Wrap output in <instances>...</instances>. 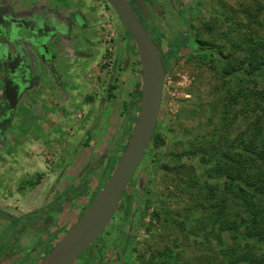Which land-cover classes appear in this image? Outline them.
Returning <instances> with one entry per match:
<instances>
[{
  "label": "rangeland",
  "instance_id": "374dc122",
  "mask_svg": "<svg viewBox=\"0 0 264 264\" xmlns=\"http://www.w3.org/2000/svg\"><path fill=\"white\" fill-rule=\"evenodd\" d=\"M190 2L196 5L189 24L183 10L167 4V15L145 22L154 39L161 30L164 51L168 40L178 47L177 37L188 36L186 50L172 61L166 81L158 128L164 145L155 155L150 153V145L116 214L75 264H147L166 247L180 251L181 262L198 264L218 257V253L222 256V245L230 242L227 236L213 232L206 238L198 237V228L187 232L178 223L165 228V214L161 223L152 221L154 202L159 198L157 206L166 205L171 220L191 205L189 198L177 191L176 171L164 168L171 164L169 155L184 151L183 140L219 125L221 107L214 121L208 122L210 105L217 101L215 93L219 89L215 68L209 62L201 64V59L208 56L220 66L223 59L209 55V51L203 55L200 40L225 44L229 49L232 43H243L249 26L248 11L254 9L257 0ZM16 19L20 26L39 25L47 32L41 37L49 58L31 42L0 39V61L7 62L13 75L23 64L25 78V91L19 94L10 122L0 129V209L16 216L12 222L0 220V264H39L59 239L51 234L56 230L53 225L45 233L30 224L39 223L45 215L63 228L75 223L98 187L125 119L124 105L139 74L133 60L134 41L106 0H0V24L19 28ZM176 20L182 21V28ZM212 26L216 31H211ZM228 32H232L229 43L220 39ZM261 32L264 35V28ZM3 77L1 71L0 98L8 93ZM87 107L91 108L89 113ZM75 117L77 125L69 129ZM243 128L244 123L239 121L233 135ZM67 136L72 139L68 141ZM96 162H100L99 168H95ZM87 167L92 169L87 171ZM82 177L90 180V194L69 205L62 195L80 186ZM147 191L151 192L152 203L147 197H139ZM49 205L59 208L49 212ZM31 212L36 213L27 215ZM179 220L184 221L183 217Z\"/></svg>",
  "mask_w": 264,
  "mask_h": 264
},
{
  "label": "trees",
  "instance_id": "16d2710c",
  "mask_svg": "<svg viewBox=\"0 0 264 264\" xmlns=\"http://www.w3.org/2000/svg\"><path fill=\"white\" fill-rule=\"evenodd\" d=\"M138 15L145 26L148 19L141 13ZM247 18L249 26L243 43H232L229 49L225 44L200 40V51L203 55L209 51V55L217 54L223 59L222 66L213 59H207L206 55L201 59V64L212 63L219 85L215 93L217 101L210 105L212 111L208 122L211 124L214 121L220 107L221 111L217 127L183 140L181 143L184 144V151L169 155V163L172 164L173 159L175 165H164L169 172L176 171L179 179L177 191L189 198L191 205L187 212L178 215L184 221L179 222L178 216L176 220H171L172 214L168 207L157 206L160 198L154 202L156 208L152 221L161 223V217L165 214V228L178 223L177 226L187 232L190 228H198L195 235L201 238H206L209 232L228 237L230 242L222 245V256L217 252L218 257L206 258L198 264H264V35L261 32L264 28V0H257L254 9L248 11ZM210 29L212 32L216 31L214 26ZM231 34L232 32H228L220 39L229 43ZM129 35L132 38L130 32ZM158 49L162 54L159 46ZM133 60L139 78L124 105L125 119L112 143L98 187L90 194V180L82 177L83 183L80 186L62 195L63 200L71 205L82 196L90 194L88 204L76 221L84 215L114 172L137 122L141 106L142 78L136 46ZM171 64L172 62L163 60L167 77ZM239 121L244 123V128L234 136L233 130ZM159 124L160 121L151 142L153 149L150 153L153 155L164 145L163 134L158 133ZM99 165L100 162H96L95 168H99ZM146 193L138 196L141 199L147 197L152 203L149 197L151 192ZM63 200L58 202V206L63 204ZM58 208L55 206L51 210ZM45 217L40 218L39 223L33 224L34 227L42 228L47 233L53 225L56 230L52 234L58 239L61 233H66V228L60 227L48 215ZM148 231L152 229L149 227ZM129 241L130 236L127 235L126 243ZM180 255V251L166 247L155 253L147 264H188L181 262ZM4 259L5 256L2 260Z\"/></svg>",
  "mask_w": 264,
  "mask_h": 264
},
{
  "label": "water",
  "instance_id": "95a60500",
  "mask_svg": "<svg viewBox=\"0 0 264 264\" xmlns=\"http://www.w3.org/2000/svg\"><path fill=\"white\" fill-rule=\"evenodd\" d=\"M106 2L117 12L130 32L139 55L142 94L138 119L120 161L102 190L84 215L59 237L58 244L39 264H75L95 243L123 201L133 176L148 152L160 119L167 73L158 45L154 43L128 0H106ZM15 23L18 25L20 21L16 19ZM0 29L1 36L13 38V40L19 39L22 42L21 37H19V29L16 26L7 29L1 27ZM28 42L33 43L34 47L38 45L39 53L43 57L49 58L47 46L43 44L42 38ZM24 79V75H20L19 80L7 77L3 81L5 91L12 88L7 93L9 95V97L7 96L9 104L7 123L10 122L15 111L19 94L25 91ZM15 219L16 216L0 209V220L12 222Z\"/></svg>",
  "mask_w": 264,
  "mask_h": 264
},
{
  "label": "flooded vegetation",
  "instance_id": "af4514ba",
  "mask_svg": "<svg viewBox=\"0 0 264 264\" xmlns=\"http://www.w3.org/2000/svg\"><path fill=\"white\" fill-rule=\"evenodd\" d=\"M128 1L132 5L133 9L135 10V12L137 14L141 13V14L145 15L146 18L149 17L147 19L151 20V21L157 17H160V16L164 17L165 15H167V13H168V11H167L168 6L167 5H170L174 9L176 7H178L180 10L184 11L185 17L187 18V24H189V22H191L192 7L196 5L194 3L192 4L190 2L191 0H128ZM160 13H162V14H160ZM176 21H178V20H176ZM178 26H179V28H182V21H181V23L179 22ZM1 27H3L4 29H7L10 26L0 24V28ZM36 28H38V30H36ZM18 29L20 32L19 37H21L22 43H24L25 41L26 42L27 41H36V40L41 39L42 38L41 36L47 35V32H45V30H43V28H40L39 25L34 26V25L30 24V25L23 27V26H20V24H19ZM146 30H147V28H146ZM127 31H128V29H127ZM148 33H149V31H148ZM150 36H151L152 40L154 41V43L160 47L161 52H162V58L166 62L171 63L172 61L177 60L179 57L182 56V54L186 50L185 43H187L188 36L187 37H180V36L177 37V41L179 43L177 45L178 47H175L170 42V40H168V42H167L168 43V49L166 51H164L162 49V33H161V30L155 34V39L152 37L151 34H150ZM2 38H6V37L3 35L2 36L0 35V39H2ZM20 58H21V60H24L23 56ZM0 64H2L1 65L2 68L1 67L0 68H1L2 74L4 75V77L2 78V79H4V81L7 79V77H10L14 80H17V79L19 80L20 75H24V70H22L23 64L20 66V68H19L20 71L16 75L11 74V71L8 70L7 62L0 61ZM10 89H12V88H10ZM10 89L8 88L7 92L11 91ZM7 96L9 97V95L5 94L4 97L0 98V129L4 128V125L7 123L6 117H7L8 112H9V104L7 102ZM53 207H55V206H53ZM53 207H51L49 205V207H48L49 209L47 211L50 212V209ZM40 211H43V210H38L36 212H40ZM36 212H31L27 215L30 216L31 214H35ZM27 215H25V216H27ZM30 226H34V225L30 224Z\"/></svg>",
  "mask_w": 264,
  "mask_h": 264
},
{
  "label": "crops",
  "instance_id": "0c3cea01",
  "mask_svg": "<svg viewBox=\"0 0 264 264\" xmlns=\"http://www.w3.org/2000/svg\"><path fill=\"white\" fill-rule=\"evenodd\" d=\"M134 45H135V44H134ZM89 109H91V108H90V107H89V108H88V107L85 108V110H86L88 113H89V111H90ZM75 113L77 114V109H76ZM76 117H77V116H76ZM76 117H75L76 120L73 121V122H71L72 125H71V123L69 124V129H70L73 125H77V121H78V119H77ZM73 118H74V117H73ZM73 118H72V119H73ZM65 125L67 126V124H65ZM53 133H54V132H53ZM51 135H52V136H55V135L52 134V133H51ZM56 136L58 137V135H56ZM60 137H61V136H60ZM66 138H67L68 141L72 139L70 136H69V137L67 136ZM95 165H96V164H95ZM87 168H88V167H87ZM79 215H80V214H79ZM79 215H78V216H79ZM78 216H77V217H78ZM62 228H63V227H62ZM64 229H65V228H64ZM66 230H68V228H66ZM51 233H53V232H51ZM64 233H65V232H64ZM64 233H61V235H60L59 237H61Z\"/></svg>",
  "mask_w": 264,
  "mask_h": 264
}]
</instances>
